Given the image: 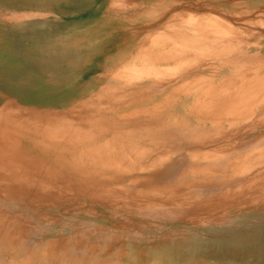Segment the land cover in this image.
I'll return each mask as SVG.
<instances>
[{"label": "rangeland", "instance_id": "rangeland-1", "mask_svg": "<svg viewBox=\"0 0 264 264\" xmlns=\"http://www.w3.org/2000/svg\"><path fill=\"white\" fill-rule=\"evenodd\" d=\"M100 4L0 47V264H264V0Z\"/></svg>", "mask_w": 264, "mask_h": 264}, {"label": "crops", "instance_id": "crops-1", "mask_svg": "<svg viewBox=\"0 0 264 264\" xmlns=\"http://www.w3.org/2000/svg\"><path fill=\"white\" fill-rule=\"evenodd\" d=\"M1 0L0 47L6 57L24 42L31 46L33 34L73 32L92 24L101 2L111 0ZM99 8V9H98ZM98 9V10H97ZM30 43V44H29ZM13 50V52H12Z\"/></svg>", "mask_w": 264, "mask_h": 264}, {"label": "bare ground", "instance_id": "bare-ground-1", "mask_svg": "<svg viewBox=\"0 0 264 264\" xmlns=\"http://www.w3.org/2000/svg\"><path fill=\"white\" fill-rule=\"evenodd\" d=\"M207 53V52H206ZM64 123V122H63ZM52 137H54V136H52ZM66 137V136H65ZM50 138V137H49ZM49 140V139H48ZM81 170V169H80Z\"/></svg>", "mask_w": 264, "mask_h": 264}]
</instances>
